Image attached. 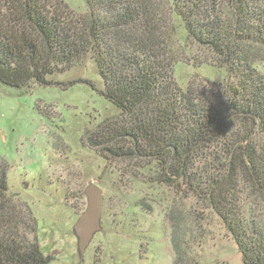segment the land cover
<instances>
[{
	"label": "trees",
	"instance_id": "16d2710c",
	"mask_svg": "<svg viewBox=\"0 0 264 264\" xmlns=\"http://www.w3.org/2000/svg\"><path fill=\"white\" fill-rule=\"evenodd\" d=\"M85 1L77 13L59 0H0V83L53 85L50 77L95 60L100 93L119 114L85 137L112 157L148 160L149 181L197 196L220 217L243 264H264L263 213L239 195L244 179L264 204V74L254 66L264 53V0ZM179 27L226 80L179 85ZM8 171L0 160V264H52L31 209L9 192ZM186 235L172 231L173 264H201Z\"/></svg>",
	"mask_w": 264,
	"mask_h": 264
},
{
	"label": "rangeland",
	"instance_id": "374dc122",
	"mask_svg": "<svg viewBox=\"0 0 264 264\" xmlns=\"http://www.w3.org/2000/svg\"><path fill=\"white\" fill-rule=\"evenodd\" d=\"M60 1L77 13L88 9L85 0ZM175 33L182 56L175 77L183 89L226 80L224 67L206 63L212 59L205 49L186 41L181 27ZM256 57L254 66L264 74V53ZM50 80L53 85L25 89L0 83V160L9 165L10 194L37 220L38 242L53 256L52 264H173L171 236L177 226L201 264H243L220 217L197 196L149 181L148 160L112 157L85 137L87 129L94 133L99 123L119 114L100 93L104 81L95 60L88 57ZM90 180L104 191L102 230L81 258L73 227L87 207ZM247 185L241 180L239 195L251 197L247 207L264 218V204L257 205Z\"/></svg>",
	"mask_w": 264,
	"mask_h": 264
},
{
	"label": "water",
	"instance_id": "95a60500",
	"mask_svg": "<svg viewBox=\"0 0 264 264\" xmlns=\"http://www.w3.org/2000/svg\"><path fill=\"white\" fill-rule=\"evenodd\" d=\"M85 194L87 207L73 227L81 258L84 257L95 235L102 230L103 215V189L95 181L90 180L85 189Z\"/></svg>",
	"mask_w": 264,
	"mask_h": 264
}]
</instances>
